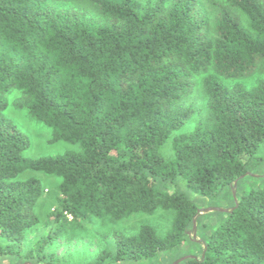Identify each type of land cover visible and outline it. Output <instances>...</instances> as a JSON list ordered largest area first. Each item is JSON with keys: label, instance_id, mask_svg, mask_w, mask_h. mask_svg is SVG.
<instances>
[{"label": "trees", "instance_id": "trees-1", "mask_svg": "<svg viewBox=\"0 0 264 264\" xmlns=\"http://www.w3.org/2000/svg\"><path fill=\"white\" fill-rule=\"evenodd\" d=\"M252 73L264 76V0H0V257L264 264V78L240 81ZM196 84L202 107L184 101ZM13 89L52 141L80 149L23 156L29 139L3 113ZM26 170L59 180L51 229L22 254L44 190ZM207 207L227 210L197 215ZM157 210L171 214L164 232L111 231L85 259L49 251L69 228Z\"/></svg>", "mask_w": 264, "mask_h": 264}, {"label": "rangeland", "instance_id": "rangeland-1", "mask_svg": "<svg viewBox=\"0 0 264 264\" xmlns=\"http://www.w3.org/2000/svg\"><path fill=\"white\" fill-rule=\"evenodd\" d=\"M264 78L259 73H252L246 78L240 81L246 86H252L256 79ZM198 86L192 89V92L186 97L185 102L195 100L198 107L203 106V100L199 96ZM20 92L13 89L7 96V106L4 109V115L13 123L19 130H21L29 139V146L23 151V156L29 158H37L40 156H53L64 153L66 151H78L80 145L78 143H71L64 140L52 141V129L47 125L32 118L29 113L22 108L16 106V101L19 99ZM196 112L177 130L172 134L188 131L193 128L197 122V118L204 114V111H200V115ZM161 154L166 157H172V150L170 146V138L163 144L161 148ZM258 171L256 170H253ZM259 172V171H258ZM35 176L39 178L44 190L38 196V200L35 204L34 211L41 219L40 223L34 226L28 233L27 241L22 245L21 253L27 247H32L35 240L39 236H46L51 229L50 224L46 218L47 213L54 207V194L55 185L59 180L58 177L53 175H46L41 172L32 170L24 171L20 177ZM171 221V214L164 210H157L153 214H134L128 218L122 219L117 222L113 221H98L94 220L92 223H86L83 228L67 229L62 232L55 239L51 238L49 251L55 250L58 254H62L66 251H72L76 256V260L85 259L92 256L93 252L102 243L104 237H106L111 231L119 230L127 234L136 232L138 226L142 222H148L154 225L159 232H164L169 226ZM0 243L6 244L7 239L0 234ZM79 247H83L84 250H78ZM81 252V253H79ZM76 263V262H74ZM0 264H17L16 259L13 256H7V258L0 257ZM22 264H28L26 260Z\"/></svg>", "mask_w": 264, "mask_h": 264}, {"label": "water", "instance_id": "water-1", "mask_svg": "<svg viewBox=\"0 0 264 264\" xmlns=\"http://www.w3.org/2000/svg\"><path fill=\"white\" fill-rule=\"evenodd\" d=\"M235 184H236V181H235ZM234 184V186H235ZM233 196H234V199H235V205L237 204V200L235 198V188H233ZM212 210H222V211H226L227 209L225 208H220V207H207V208H201L198 210V213L197 215L199 214H203V213H206L208 211H212ZM191 237H192V240L194 241H199V239H197L196 237V218H194L193 220V226H192V229L190 232H188ZM192 255H185V256H182L180 258H178L177 260H175L172 264H177L178 262H180L181 260L187 258V257H191Z\"/></svg>", "mask_w": 264, "mask_h": 264}]
</instances>
